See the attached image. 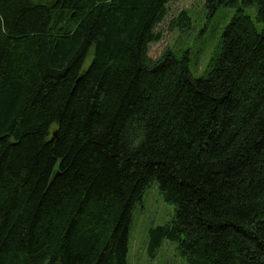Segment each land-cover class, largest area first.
I'll list each match as a JSON object with an SVG mask.
<instances>
[{"label": "trees", "instance_id": "16d2710c", "mask_svg": "<svg viewBox=\"0 0 264 264\" xmlns=\"http://www.w3.org/2000/svg\"><path fill=\"white\" fill-rule=\"evenodd\" d=\"M172 1L0 0V264H128L153 181L151 254L264 264V0L208 1L237 11L203 78L149 56Z\"/></svg>", "mask_w": 264, "mask_h": 264}, {"label": "rangeland", "instance_id": "374dc122", "mask_svg": "<svg viewBox=\"0 0 264 264\" xmlns=\"http://www.w3.org/2000/svg\"><path fill=\"white\" fill-rule=\"evenodd\" d=\"M209 0H178L167 5L165 19L155 27L162 39L149 46V56L160 58L171 52L178 59L187 58L193 78L206 77L210 65L220 52L223 33L234 17L236 7H220L215 13L208 8ZM245 13L254 21L258 31L264 24L256 19V8H245ZM92 55L85 62L90 64ZM57 124L50 130L54 135ZM176 207L165 202L159 183L153 181L147 188L142 201L133 213L129 234L128 264H189L179 253L178 243L165 240L153 254L150 253V232L158 226L172 222Z\"/></svg>", "mask_w": 264, "mask_h": 264}]
</instances>
